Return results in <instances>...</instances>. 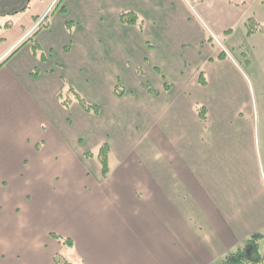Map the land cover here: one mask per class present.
Wrapping results in <instances>:
<instances>
[{"label":"crops","instance_id":"0c3cea01","mask_svg":"<svg viewBox=\"0 0 264 264\" xmlns=\"http://www.w3.org/2000/svg\"><path fill=\"white\" fill-rule=\"evenodd\" d=\"M255 1L239 42L209 13L220 12V0L198 8L206 31L180 0L62 1L65 13L58 8L33 39L46 61L29 42L0 67V129L13 133L0 135V160L11 159L0 169V264H216L264 233V35L244 29L249 18L264 23V1ZM51 2L28 9L26 29L0 20V64ZM125 12L138 15L143 33L120 23ZM210 34L229 58H220ZM235 59L254 61L255 75H241ZM64 82L100 114L62 109ZM117 83L122 98L113 95ZM195 106L206 109L204 121ZM81 141L109 146L105 179L82 157ZM58 177L69 184L56 191ZM36 178L30 200L24 192H34ZM22 194L21 212L7 203ZM52 196L71 204L61 234L45 223Z\"/></svg>","mask_w":264,"mask_h":264},{"label":"rangeland","instance_id":"374dc122","mask_svg":"<svg viewBox=\"0 0 264 264\" xmlns=\"http://www.w3.org/2000/svg\"><path fill=\"white\" fill-rule=\"evenodd\" d=\"M37 1H39V0H0V20H4V18H7L6 20L10 21L8 23L10 25V27L15 26L16 23L19 22L23 28L24 27H25V29L28 28V25L30 23V13H29L28 9L30 7H33V4H35ZM62 1L63 0H55V1L53 0V2H51L50 6L46 7L43 15L38 17L37 22L34 23L35 24L33 27L34 31L32 33L35 32V29L41 28L38 26H39L40 22H42L45 17H46V20L43 22V24L46 25L48 23L50 15L52 13L56 12L57 9L61 7ZM253 1H255V0H220V12H217V14H213L212 12L214 10L212 11V9H210V11H212V12L209 11V13H211V17L214 19V21H217L218 17H220V26H223L224 28L232 30V32L235 33L234 41L239 42V41H241L239 31H240V29H242L243 18L245 17V14H246L247 10H249ZM263 1L264 0H256L255 3L259 4L260 2H263ZM215 2H216V0H215ZM200 4L201 3H199L198 6L196 7L195 13H193L191 15H193V17L195 18L196 23H198L200 25V27L204 31H206V29L201 24L202 18L198 14V8H199ZM251 8L254 10L253 12H255V11L257 12V10H255V9H257L256 7H254L252 5ZM34 12H35V10L33 9L31 14L34 15ZM219 13H220V15H219ZM5 14H9V15L3 16ZM201 15H203V14L201 13ZM0 24L3 25L4 24L3 21ZM16 28L17 29H14V30H11L8 32L12 35V37H15L16 35L19 34V32H17V31H20L19 27L17 26ZM2 31H4V30H1L0 32L2 33ZM30 32L20 33L21 34L20 36H22V39L19 41V43L26 41V39H28V37L30 38L31 37ZM220 35L224 36L223 34H220ZM220 44L222 45L221 42H220ZM229 51H231V50L229 49ZM233 56H235V55H233ZM235 60L239 66V69L241 71V75H255L254 71L257 69V67L255 66L254 61H251L250 59H246L244 62H243V60H239V59L238 60L235 59ZM248 60H249V62H248ZM257 74H258V72H257ZM74 104L75 103L72 102L71 106ZM81 124H82V126L85 125V123H83V121ZM85 126H87V124ZM0 135L8 136V135H13V133L11 132V130L9 128H3V129H0ZM43 136H44V134H43ZM1 139H2V137H0V140ZM80 146H81L82 153H83V151H90L93 154L97 150V146L90 148V144L87 141L85 143H83V141H81ZM36 147H37L36 150L40 151V149L44 146H42V144L40 142H38ZM82 157L86 160V158L84 157V154L82 155ZM89 160H91V159H89ZM10 161H11L10 157H5L4 159L0 160V169L1 170L4 169L10 163ZM28 162L29 161H27V160L25 161L26 164ZM55 163H57V161ZM44 168H45V166H44ZM36 179L37 180L34 181V183H33L34 192H32V189H31V191L28 190V191L24 192V194H28L27 196L30 197L29 198L30 200H34V198H35L33 194L35 193L36 186H41L40 179L39 178H36ZM57 180L58 181L56 184H59L60 186L54 187L53 190L57 191L58 189L61 188V186L63 184H69L66 182L65 177L64 178L58 177ZM24 194H22L20 196H17V195L13 196L7 204L14 205V206L19 205L21 208H18V209L21 211V209L23 208V210H24L25 208L22 207L23 200H25V201L28 200L27 198L25 199V197L22 198ZM66 201L63 202V200L61 198H59V200H58L55 196H52L49 199L47 206H46V209H45V212L48 215L47 218L45 219L46 226H48V228L52 229V231L54 233H57V234H61L62 231L69 228V226L66 223H64V221H63V218L65 220L67 218L65 216L71 215L70 209H67V207H71V204L66 203ZM4 213H6V212H4ZM260 234L262 235L263 239L259 242V251H260V254H263L264 253V233H260ZM62 258H63V256H62ZM64 258H67V256Z\"/></svg>","mask_w":264,"mask_h":264},{"label":"trees","instance_id":"16d2710c","mask_svg":"<svg viewBox=\"0 0 264 264\" xmlns=\"http://www.w3.org/2000/svg\"><path fill=\"white\" fill-rule=\"evenodd\" d=\"M59 13H65L64 8H60ZM38 18H34V23L37 22ZM46 20V17L43 19L42 22H40L38 27L35 29V32L32 33L30 38L26 39V41H23L16 50H14L1 64L0 67L11 57L13 56L22 46H24L27 43H31V52L32 54L37 57L41 62L46 61V55L42 52V49L40 46L33 41L34 37L44 29H47L48 23L46 25L43 24V22ZM119 21L122 25L126 26H132L135 27L139 33H143L144 24L143 21L138 17L136 13L133 12H125L122 13L119 16ZM8 24V23H7ZM4 25V27H8V25ZM71 23L66 22L65 28L68 31L69 34H71ZM244 29L247 36H252L256 33H260L264 35V23H258L253 18H249L244 23ZM227 34V32H226ZM211 42V39H209ZM69 46H66L63 48V52H68ZM220 58H226L225 54L221 52ZM158 73V71H156ZM138 75L140 77H143V72L141 70L137 71ZM37 75V72L34 71L31 76L34 78ZM199 84L201 86L205 85V79L200 74L199 76ZM143 88L145 89L146 93L148 95H156L154 89L150 87H145L143 85ZM170 89V86L165 85L164 86V92H167ZM70 95V96H69ZM113 95L116 98H122L125 95V90L123 86L119 83L115 85L113 88ZM56 100L60 107L64 110H69L71 107L72 102H74L80 110L87 115L90 116H98L100 114V107L96 104H90L86 102V100L77 93L72 86L64 82V88L56 95ZM194 111L196 112L197 116L201 121H204L206 119V109L202 106H195ZM109 156H110V148L109 146L103 142L98 147L95 153H91L90 151H87L84 153V157L86 160H94L99 168L100 175L103 179H105L109 173H110V166H109ZM50 237L62 244V246L66 248H70L72 246V243L70 240L63 239L57 235L50 234ZM263 239L261 234H252L250 235L247 240L244 242L243 246L236 250L233 253H229L226 256H224L218 263L216 264H264V253L260 254L259 251V242ZM62 258V257H61ZM55 261L57 263H62V260L60 259V256H57L55 258Z\"/></svg>","mask_w":264,"mask_h":264},{"label":"built area","instance_id":"2783aa9c","mask_svg":"<svg viewBox=\"0 0 264 264\" xmlns=\"http://www.w3.org/2000/svg\"><path fill=\"white\" fill-rule=\"evenodd\" d=\"M184 5L187 7V9L189 10V12L191 14L195 13L196 11V7L198 6L199 3H201L203 0H181ZM218 46H221L220 43H218L216 41Z\"/></svg>","mask_w":264,"mask_h":264}]
</instances>
